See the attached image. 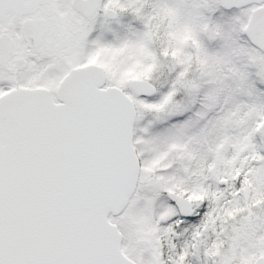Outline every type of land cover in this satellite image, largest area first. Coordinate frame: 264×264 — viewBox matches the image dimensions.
<instances>
[{
	"label": "snow or ice",
	"instance_id": "1",
	"mask_svg": "<svg viewBox=\"0 0 264 264\" xmlns=\"http://www.w3.org/2000/svg\"><path fill=\"white\" fill-rule=\"evenodd\" d=\"M0 264H264V0H0Z\"/></svg>",
	"mask_w": 264,
	"mask_h": 264
}]
</instances>
